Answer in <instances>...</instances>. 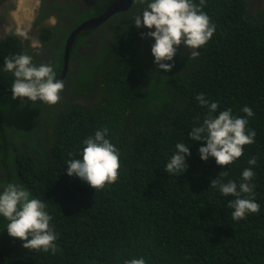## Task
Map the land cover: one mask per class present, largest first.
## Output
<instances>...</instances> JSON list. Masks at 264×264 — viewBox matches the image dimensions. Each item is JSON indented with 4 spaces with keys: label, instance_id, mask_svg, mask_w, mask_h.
<instances>
[{
    "label": "trees",
    "instance_id": "trees-1",
    "mask_svg": "<svg viewBox=\"0 0 264 264\" xmlns=\"http://www.w3.org/2000/svg\"><path fill=\"white\" fill-rule=\"evenodd\" d=\"M111 1L90 2L89 10L83 8L72 17V27L49 63L56 79L67 36L81 22L99 16ZM260 6L251 0H206L202 10L216 25L213 37L197 49L196 59H189L181 44L174 67L159 71L151 53L154 38L140 35L149 29L137 28L130 19L140 14L133 3L126 12L76 34L61 100L52 106L6 93L15 77L4 71V59L33 56L34 51L17 35L0 38V185L19 183L47 205L58 248L54 255L25 249L23 241L9 236L7 221L0 216V264H124L141 257L146 264H264ZM40 30L45 46L56 40V26ZM201 92L218 103L213 115L231 109L233 116L245 117V105L255 113L247 125L256 132L255 142L245 145L243 155L230 165L220 166L214 157L202 160L198 149L206 141L188 136L207 114L195 99ZM105 127L106 138L119 150V178L95 191L79 177L69 176L66 163L81 158L83 141ZM177 143L189 145L188 167L168 174L165 165ZM252 157L256 165L248 164ZM249 167L255 172L251 183L260 211L237 222L227 208L233 197L210 185L218 177L239 185Z\"/></svg>",
    "mask_w": 264,
    "mask_h": 264
},
{
    "label": "clouds",
    "instance_id": "clouds-1",
    "mask_svg": "<svg viewBox=\"0 0 264 264\" xmlns=\"http://www.w3.org/2000/svg\"><path fill=\"white\" fill-rule=\"evenodd\" d=\"M133 3L140 7V14L133 15L130 19L137 28L149 29L140 35L141 38H154L151 53L159 71H170L174 67V56L181 44L184 45L189 59L198 58L200 53L197 49L205 46L216 30V25L202 10L206 0H199V4L194 0H133ZM8 31L11 32V29ZM12 34L32 40L34 48L40 47L27 30L17 28ZM3 69L15 77L10 85L13 99L31 101L32 104L40 101L49 106L56 105L61 100L60 93L64 89V81L56 79V72L51 65H37L33 62V56L16 54L4 59ZM195 99L201 107L207 108L202 124L193 127L188 133L192 141H206V145L198 149L200 158L207 161L209 157H214L220 166L232 164L243 155L245 145L255 142V130L247 128L248 118L255 115L253 109L247 105L243 106L241 111L246 114L245 117L233 116L231 109L213 115L219 108L218 103L210 102L202 92L197 94ZM108 133L107 127L98 129L93 136L83 141L81 158L69 159L66 163L69 176L79 177L95 191L115 183L119 178V150L106 138ZM175 149L165 165V172L176 175L186 170V156L191 153L189 145L185 143H177ZM256 163V157L248 160L249 165ZM254 176L255 172L249 167L243 170L239 185L231 180L223 183L219 177L211 181L210 187L218 188L224 196L233 197L228 201L227 208L232 209L231 217L234 221L238 222L247 215L260 211V205L254 200V185L251 183ZM46 208L47 205L43 201L34 198L32 193L19 183L0 185V216L7 221L9 236L23 241L22 246L25 249L50 252L54 255L58 250L55 243L57 235L54 226L50 224L52 217ZM124 264L146 262L141 257L125 260Z\"/></svg>",
    "mask_w": 264,
    "mask_h": 264
},
{
    "label": "flooded vegetation",
    "instance_id": "flooded-vegetation-1",
    "mask_svg": "<svg viewBox=\"0 0 264 264\" xmlns=\"http://www.w3.org/2000/svg\"><path fill=\"white\" fill-rule=\"evenodd\" d=\"M93 1L95 0H31L30 3L29 0H22V4L19 7L18 0H0V38L7 37L15 32L17 29L15 27V16H17L19 21L23 22L21 27H24L22 29L27 30L29 36L36 40L40 47L34 48L32 40H25L17 35L21 40L22 45L26 46L27 49L34 51L33 56L36 59L34 62L35 64L49 65L53 51L58 49L64 35H66L68 30L72 27V17L76 12H80L83 8L89 10L90 2ZM28 5L30 7V12L32 13V17L29 20L26 19L28 15L30 16L29 12L26 16H23L21 13ZM260 7H264V4ZM71 10H73V13ZM14 11L15 13H13ZM70 14L72 15L71 17ZM41 26H56V30L53 33V37H56V40L52 42L48 41V46L42 44L41 38H43V36L41 34L42 31L40 30ZM9 29H11V32L8 31ZM82 48L83 47L80 46L77 49H79L80 52H83ZM84 49L86 51L85 47ZM37 62H39V64ZM70 80L71 77L67 78L68 83L71 85Z\"/></svg>",
    "mask_w": 264,
    "mask_h": 264
},
{
    "label": "water",
    "instance_id": "water-1",
    "mask_svg": "<svg viewBox=\"0 0 264 264\" xmlns=\"http://www.w3.org/2000/svg\"><path fill=\"white\" fill-rule=\"evenodd\" d=\"M132 4H133V0H112L110 4L105 8V10L99 16L94 18H89L81 22V24H79L74 30L71 31V33L67 36L64 43L63 66L58 80L61 79L63 80L66 75L68 68V61H69V52L76 34L79 33L80 31L91 30L98 27L103 22H105L111 15L118 12H126L131 7ZM6 93H12V90H8L6 91Z\"/></svg>",
    "mask_w": 264,
    "mask_h": 264
},
{
    "label": "rangeland",
    "instance_id": "rangeland-1",
    "mask_svg": "<svg viewBox=\"0 0 264 264\" xmlns=\"http://www.w3.org/2000/svg\"><path fill=\"white\" fill-rule=\"evenodd\" d=\"M29 1H31V0H29ZM251 2H254V3H256V4H258V5H262V4H264V0H251ZM21 5V0H18V6H20ZM25 14H24V13ZM23 12H21L22 14H23V16L25 15H27V13L29 12L30 13V16L28 15L27 17H26V19L27 20H29V19H31V17H32V13L30 12V7H29V5H28V7L23 11ZM13 13H15V11L13 12ZM15 20H16V25H15V27L16 28H19V29H21V30H23L22 28L24 27H21V25H23L22 23L23 22H21V21H19V19L17 18V16H15Z\"/></svg>",
    "mask_w": 264,
    "mask_h": 264
},
{
    "label": "bare ground",
    "instance_id": "bare-ground-1",
    "mask_svg": "<svg viewBox=\"0 0 264 264\" xmlns=\"http://www.w3.org/2000/svg\"><path fill=\"white\" fill-rule=\"evenodd\" d=\"M21 4H22V0H21ZM22 8H23V6H22ZM20 9V8H19ZM24 9V8H23ZM24 11V10H23ZM24 13V12H23ZM25 14V13H24ZM21 18V17H20Z\"/></svg>",
    "mask_w": 264,
    "mask_h": 264
}]
</instances>
